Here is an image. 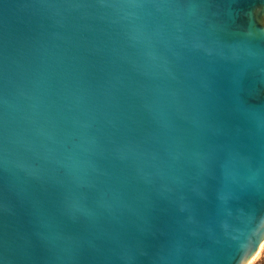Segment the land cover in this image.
Masks as SVG:
<instances>
[{
	"label": "water",
	"instance_id": "1",
	"mask_svg": "<svg viewBox=\"0 0 264 264\" xmlns=\"http://www.w3.org/2000/svg\"><path fill=\"white\" fill-rule=\"evenodd\" d=\"M263 242L264 0H0V264Z\"/></svg>",
	"mask_w": 264,
	"mask_h": 264
},
{
	"label": "rangeland",
	"instance_id": "2",
	"mask_svg": "<svg viewBox=\"0 0 264 264\" xmlns=\"http://www.w3.org/2000/svg\"><path fill=\"white\" fill-rule=\"evenodd\" d=\"M263 255H264V242L262 243L257 254L252 258V260L248 264H259Z\"/></svg>",
	"mask_w": 264,
	"mask_h": 264
},
{
	"label": "trees",
	"instance_id": "3",
	"mask_svg": "<svg viewBox=\"0 0 264 264\" xmlns=\"http://www.w3.org/2000/svg\"><path fill=\"white\" fill-rule=\"evenodd\" d=\"M259 264H264V255H263L261 261L259 262Z\"/></svg>",
	"mask_w": 264,
	"mask_h": 264
}]
</instances>
